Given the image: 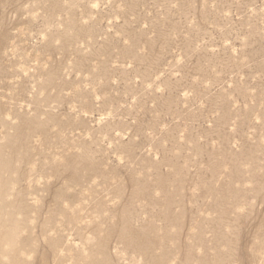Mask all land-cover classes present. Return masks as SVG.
<instances>
[{
  "label": "rangeland",
  "instance_id": "obj_1",
  "mask_svg": "<svg viewBox=\"0 0 264 264\" xmlns=\"http://www.w3.org/2000/svg\"><path fill=\"white\" fill-rule=\"evenodd\" d=\"M0 264H264V0H0Z\"/></svg>",
  "mask_w": 264,
  "mask_h": 264
}]
</instances>
